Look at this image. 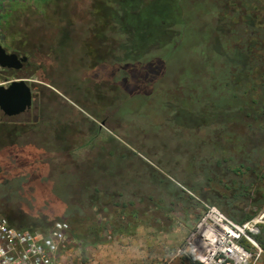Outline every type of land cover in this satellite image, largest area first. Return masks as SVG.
I'll use <instances>...</instances> for the list:
<instances>
[{
    "label": "rangeland",
    "instance_id": "374dc122",
    "mask_svg": "<svg viewBox=\"0 0 264 264\" xmlns=\"http://www.w3.org/2000/svg\"><path fill=\"white\" fill-rule=\"evenodd\" d=\"M243 1L0 4V42L35 59L26 76L41 105L27 124L59 128L50 138L68 154L55 156L48 180L28 184L29 196L5 192L19 202L18 218L47 219L20 229L45 236L66 218L83 239L68 238L71 256L87 262L85 248L101 244L96 230L103 244L144 227L160 239L154 251L187 260L186 237L205 204L240 223L263 211L264 140L250 135L264 134V59L256 42L232 29L247 13L263 28L264 0L236 11ZM96 169L104 178L125 175L127 190L116 181L95 187ZM62 191L65 213L55 199ZM249 264H264V252Z\"/></svg>",
    "mask_w": 264,
    "mask_h": 264
},
{
    "label": "crops",
    "instance_id": "0c3cea01",
    "mask_svg": "<svg viewBox=\"0 0 264 264\" xmlns=\"http://www.w3.org/2000/svg\"><path fill=\"white\" fill-rule=\"evenodd\" d=\"M5 1L16 0H0V4L6 3ZM2 46L5 47L3 44ZM5 49L21 53L16 48L9 49L5 47ZM26 53L21 54L28 57L31 64H34L35 59ZM10 75L7 78L9 81L20 78H25L29 81L23 72L16 73L14 76ZM0 120H3L4 123H11L0 125V197L4 196L6 191H10L9 193L12 192L16 196L17 194L26 196L25 193L29 196V191L24 190L29 187L28 184L37 181L38 178L48 180L49 176L53 174L51 167L52 160L57 159L55 156L63 154L68 159V154H64L61 152V148L59 149V147L54 145L59 140L57 139L56 141L50 138L51 134H55L51 128L37 129L34 125L20 126L12 124L14 120L4 116H0ZM61 133L65 134L64 132ZM84 168L81 167L82 173H84ZM94 174L96 176L94 179L95 187L99 186L101 182H106L111 186L113 181H116V184L120 182L125 190L128 188L129 184H125V182L129 180L125 175L120 179L109 172L104 175L107 176L104 178L101 175V171H97V169ZM85 182H88V180ZM81 183H84V181ZM64 185L65 183H63ZM77 186V191L79 192L83 187H80L79 183ZM95 191H98L97 188H95ZM62 194V197L56 195L55 199L61 198L64 200L66 196H69L64 191H62ZM63 200L59 203V208L62 212H65L66 204L64 203L66 202ZM146 230L144 227H136L125 236L117 235L109 242L97 244L96 248L91 247L92 251H88L86 247L85 250L91 256V259L88 260L89 264H190L189 259L185 260L183 257H177L174 254L171 257L164 255L163 249L154 251V246L161 245L159 243L160 239L158 236L147 235ZM140 231L141 233H139Z\"/></svg>",
    "mask_w": 264,
    "mask_h": 264
},
{
    "label": "built area",
    "instance_id": "2783aa9c",
    "mask_svg": "<svg viewBox=\"0 0 264 264\" xmlns=\"http://www.w3.org/2000/svg\"><path fill=\"white\" fill-rule=\"evenodd\" d=\"M57 220L45 236L10 225L0 218V264H89L75 262L69 250V223ZM264 225V212L239 223L215 205L205 204L186 237L185 248L200 264H249L262 253L253 235ZM245 240L256 249L252 253ZM180 252V251H179ZM75 259V260H74Z\"/></svg>",
    "mask_w": 264,
    "mask_h": 264
},
{
    "label": "flooded vegetation",
    "instance_id": "af4514ba",
    "mask_svg": "<svg viewBox=\"0 0 264 264\" xmlns=\"http://www.w3.org/2000/svg\"><path fill=\"white\" fill-rule=\"evenodd\" d=\"M7 52L16 53L19 56H25V55H23L21 53H18L16 51H7ZM30 64H31L30 59L27 57V61L23 64V66L20 69L15 70V69H2V68H0V76L3 77V79H7V78H9L8 76L10 74H11L10 76H14V74L16 75V73L18 74V73L23 72V74L26 75L28 70L31 68V65H34L33 63L31 65ZM10 78H12V77H10ZM28 84L31 87V91L33 93L32 104H31L30 109H28V110H26V111H24V112H22V113H20V114H18L16 116H13V117H8V116L4 115L3 112L0 111V116L7 117L9 119L11 118V119L14 120V122L17 123V125H20V126L28 125L27 122L29 120H32V121L36 120L39 117V112H40L39 111V107L41 105V102L35 96V90H34L33 85L30 84L29 82H28ZM34 126L37 129H42V128H51L53 130L56 129L57 131H54L55 134L60 132L58 130L59 128H52L51 126L45 125V124H42V123H36ZM62 132L65 133V131H62ZM53 139L55 140V139H59V138L55 135V138H53ZM228 156H229V154H228ZM206 160H209V159H205L204 161H206ZM224 162L225 161H223V163ZM214 163H215V166L218 167V166H221L222 161H214ZM228 167L229 166H226V168H228ZM235 169H233V170H235ZM33 183H35V181L31 182V184H33ZM56 200H57L56 205L59 208V203L61 202V200L59 198L56 199ZM15 202L13 200L11 201V198H9V196H7V195H4V196H2L0 198V218L6 219L7 222L10 225L16 226V227H19V228H33L37 224H41V223H46L47 222V219H46V221H42V219H40L38 221L33 222V221H30V220L18 218L17 215H20V213H21V209H20L21 206L19 205L18 201L16 203ZM38 205H40V203H38L36 205V208L39 210ZM39 212H41V210H39ZM51 212H53V211L51 210ZM51 212L49 211V214H51ZM48 223H51V221H48Z\"/></svg>",
    "mask_w": 264,
    "mask_h": 264
},
{
    "label": "water",
    "instance_id": "95a60500",
    "mask_svg": "<svg viewBox=\"0 0 264 264\" xmlns=\"http://www.w3.org/2000/svg\"><path fill=\"white\" fill-rule=\"evenodd\" d=\"M26 61V56H19L16 53L7 52L0 43V68L17 70ZM32 96L31 87L25 78L9 81L0 76V111L4 115L13 117L30 109Z\"/></svg>",
    "mask_w": 264,
    "mask_h": 264
},
{
    "label": "trees",
    "instance_id": "16d2710c",
    "mask_svg": "<svg viewBox=\"0 0 264 264\" xmlns=\"http://www.w3.org/2000/svg\"><path fill=\"white\" fill-rule=\"evenodd\" d=\"M243 2H245V4H241V6L238 8V10H237V8H236V11H241L242 9H245V11L247 12V10L250 8V4H247L246 5V2H250V0H244ZM241 9V10H240ZM244 11V12H245ZM255 17H252V15H250V14H243L242 15V23H241V25H239V26H236L235 27V29H232V31L234 32V33H236L237 32V30L239 29V32L241 31V33H239V34H236V36L239 38L241 35H244L245 37H247L246 38V40H247V42H252V41H254V42H256V48H257V51H260L261 50V58L259 57V55L258 56H252V57H248V58H246V59H248V61H247V64L246 65H242V66H245V67H249V66H251V65H249L250 64V62L252 61V60H254V58L253 57H255V59H256V57H259L260 58V60H262V59H264V27L263 28H261V29H258V27H256V24H255ZM262 22H263V25H264V19L262 20ZM237 37H233V38H235V39H238ZM234 59H236V57L235 58H233V60ZM256 61H257V59H256ZM234 63V62H233ZM237 64H239L238 62H236ZM253 139L254 138H257V139H260V140H264V134L261 136V137H257V133L255 132V133H253V135H250ZM255 141V140H254ZM262 151L264 152V149H262ZM90 156V155H89ZM89 156H87V158L89 157ZM92 156H90L89 158H91ZM89 162H90V159L88 160ZM264 175V174H263ZM136 187V186H135ZM219 208V207H218ZM220 209V208H219ZM248 217H250V216H248ZM94 224L93 223H91V225H90V228L88 229V230H93V231H95L96 229L94 228L95 226H93ZM98 229H101V230H104L103 228H98ZM105 231V230H104ZM102 233H103V231H102ZM96 236V238H95V242L94 243H102L103 241H105V239L102 237L101 238V232H99L98 230H96V234H95ZM67 236L70 238V239H72L73 241H82L83 239H82V234H80L79 233V231H78V229L76 228V227H71V228H69V231H68V233H67ZM253 238H254V240L256 241V243L259 245V247L262 249V251L264 252V225H262L261 227H260V231H259V233L258 234H256V235H253ZM93 243V244H94ZM188 259H189V263L190 264H200L198 261H196L192 256H189L188 255V257H187Z\"/></svg>",
    "mask_w": 264,
    "mask_h": 264
}]
</instances>
